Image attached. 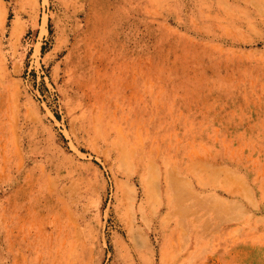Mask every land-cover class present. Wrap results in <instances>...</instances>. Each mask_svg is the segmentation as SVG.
Masks as SVG:
<instances>
[{
  "label": "rangeland",
  "instance_id": "374dc122",
  "mask_svg": "<svg viewBox=\"0 0 264 264\" xmlns=\"http://www.w3.org/2000/svg\"><path fill=\"white\" fill-rule=\"evenodd\" d=\"M0 264H264V0H0Z\"/></svg>",
  "mask_w": 264,
  "mask_h": 264
}]
</instances>
